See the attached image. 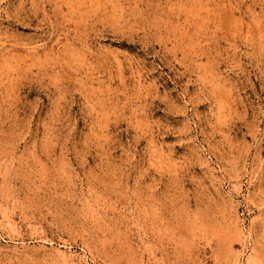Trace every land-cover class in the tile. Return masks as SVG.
<instances>
[{"label":"rangeland","instance_id":"374dc122","mask_svg":"<svg viewBox=\"0 0 264 264\" xmlns=\"http://www.w3.org/2000/svg\"><path fill=\"white\" fill-rule=\"evenodd\" d=\"M0 264H264V0H0Z\"/></svg>","mask_w":264,"mask_h":264}]
</instances>
